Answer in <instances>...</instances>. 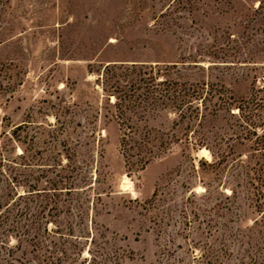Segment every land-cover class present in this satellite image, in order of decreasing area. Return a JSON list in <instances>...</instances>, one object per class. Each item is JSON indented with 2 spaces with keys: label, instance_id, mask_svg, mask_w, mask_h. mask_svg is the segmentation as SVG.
Segmentation results:
<instances>
[{
  "label": "rangeland",
  "instance_id": "rangeland-1",
  "mask_svg": "<svg viewBox=\"0 0 264 264\" xmlns=\"http://www.w3.org/2000/svg\"><path fill=\"white\" fill-rule=\"evenodd\" d=\"M181 57L198 65L186 79L247 98L264 85V0H0V188L6 159L20 154L21 203L34 184L56 197L43 222L64 234L53 240L74 244L69 264H264L263 112L253 135L224 110L198 116L190 144L173 142L143 166L120 145L128 123L172 133L176 116L135 106L130 122L118 119L113 94L122 93L102 76L105 65ZM9 235L14 254L2 248L0 260L34 264L20 229Z\"/></svg>",
  "mask_w": 264,
  "mask_h": 264
},
{
  "label": "trees",
  "instance_id": "trees-1",
  "mask_svg": "<svg viewBox=\"0 0 264 264\" xmlns=\"http://www.w3.org/2000/svg\"><path fill=\"white\" fill-rule=\"evenodd\" d=\"M227 38H230V35ZM235 46V48H239L240 43H235ZM227 48L234 47L228 45ZM181 58L182 60L178 61V63L165 64L162 67L145 66V64L133 62L131 64L110 63L105 65L103 69L102 76L104 79L112 82L110 86L122 93L121 97L113 94L116 98L115 105L118 109L116 117L121 121L127 120L130 122L132 120L127 114L135 106L144 107L143 110L145 107L152 108V110L172 109L176 116L170 126L171 129L176 128V131L172 133L149 128L141 131L137 125L135 127L134 123H131L132 125L130 123L126 124L128 131L123 132L121 135L120 145L123 151L132 159L131 165H145L153 158L165 153L173 142H181L185 139L190 144L187 132L195 124L198 116H200V119H206L212 113L224 110L232 117H237L235 127L245 135L256 134L257 127L260 126L257 124L256 119L260 121L258 112L264 113V99L260 96V91L264 89V85L261 87L254 85L247 98L236 99L232 92L222 83L217 84L205 79L201 81L186 79V74L184 73L191 72L198 65L193 64L194 68L183 67L185 64L189 66L190 62L196 61H186L183 59L185 57ZM179 64L182 67H177ZM237 64L241 66L240 63H234V65ZM159 75H163V78L157 79ZM262 78L264 80V75ZM232 106L236 107V113L231 112ZM204 112L205 114H203ZM196 125L199 126L200 121ZM18 127L19 125L15 126L12 132L5 134L8 135V141H16L17 135L15 133ZM262 133H264V129ZM203 137L204 135L202 134L194 139V145L204 144L205 139ZM260 142V145L264 146V139ZM16 157L21 156L18 154L14 158ZM14 158L6 159L7 163L11 164L6 169L9 173L6 176L8 186H5L6 189L4 191L0 188V249L4 248L8 256H12L15 250L9 245V239L4 241L2 238H9L10 235L8 236V233L20 229L23 239L18 238L19 248L24 246L32 247L29 251L33 252L32 263L69 264L68 260L71 257L67 245L74 244L64 239L62 241L53 240V236L56 234H64L59 231L49 230L46 222H43L47 220L48 213L46 215V210L49 212L53 207L57 208L56 197L52 198L48 194L47 189H43L46 194L38 195L41 192L37 188L38 185L34 184L30 185L29 190H27L28 195L31 196L22 204L24 194H19L16 190L17 175L14 169L17 162L14 161ZM49 185L55 186L56 183L49 181ZM51 195L53 196L54 194ZM33 203L34 205H32ZM26 215L30 218L27 223L21 224L19 219L25 218ZM17 224H19V227ZM72 231L70 229L66 234L76 239L77 237L72 235ZM22 253L26 255L27 250H22ZM80 254L81 252H77L78 258H80ZM95 258L96 256L93 255V261H97ZM14 261L16 260L4 258L2 261L0 260V264H13ZM20 264L22 263L20 262Z\"/></svg>",
  "mask_w": 264,
  "mask_h": 264
},
{
  "label": "bare ground",
  "instance_id": "bare-ground-1",
  "mask_svg": "<svg viewBox=\"0 0 264 264\" xmlns=\"http://www.w3.org/2000/svg\"><path fill=\"white\" fill-rule=\"evenodd\" d=\"M199 154L206 158L208 157V151L206 149L199 150Z\"/></svg>",
  "mask_w": 264,
  "mask_h": 264
}]
</instances>
